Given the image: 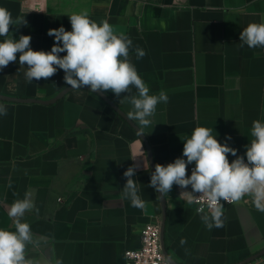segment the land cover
<instances>
[{
	"label": "crops",
	"instance_id": "obj_1",
	"mask_svg": "<svg viewBox=\"0 0 264 264\" xmlns=\"http://www.w3.org/2000/svg\"><path fill=\"white\" fill-rule=\"evenodd\" d=\"M0 7L17 22L7 38L29 35L35 51H51L48 30L71 31L73 13L107 20L115 34L132 40L131 62L150 94L163 90L169 97L141 135L138 122L127 118L128 94H104L121 113L87 87L50 104L0 100L7 107L0 115V229L15 231L8 210L31 193L34 208L22 218L35 241L28 258L125 264L126 250L141 246L145 225L162 224L164 214L173 264H236L264 249V213L250 196L224 208V227L208 230L181 195L191 186L173 185L164 196L148 186L157 163L184 158V141L198 126L245 156L253 121L264 122V48L241 47L239 35L249 23H264V0H0ZM137 46L146 52L141 59ZM26 67L17 54L0 71L1 96L47 101L71 88L63 70L29 83ZM235 158L228 154L229 162ZM136 163L143 209L123 195V173ZM248 264H264V256Z\"/></svg>",
	"mask_w": 264,
	"mask_h": 264
},
{
	"label": "clouds",
	"instance_id": "obj_2",
	"mask_svg": "<svg viewBox=\"0 0 264 264\" xmlns=\"http://www.w3.org/2000/svg\"><path fill=\"white\" fill-rule=\"evenodd\" d=\"M68 18L71 31L63 26L49 29L47 34L55 38L51 51H35L30 46L32 37L29 35L7 38L10 28L17 22L6 8L0 7V37H6L0 42V71L15 63L19 54L20 66L27 65L25 78L29 83L47 80L58 70H63L64 81L72 91L87 87L92 93L111 92L116 97L128 94L124 98L133 106V111L127 113V118L137 121V132L143 134V128L151 124L149 118L155 114L157 105L168 102L166 92L150 94L149 87L131 62L132 40L124 34H115L107 20L97 23L89 18L87 11L73 13ZM21 24L26 26L27 22ZM239 41L241 47L264 48V23H249L240 32ZM60 53L66 54L61 56ZM135 55L141 59L146 52L137 46ZM133 88L135 95L131 94ZM0 115H7L3 103H0ZM251 136L253 139L246 146L245 161V156L237 155V149L227 143L221 144L212 135V129L198 126L184 141V158H176L166 166L157 163L148 186L163 196L173 185L181 189L191 186L192 192L183 191L181 195H188L189 203L193 200L204 202L197 212L202 214L201 220L208 230L224 227L222 201L234 204L250 196L255 209L264 213V122L253 121ZM229 153L236 157L231 162ZM190 164L194 167L188 175ZM138 167V163L133 164L123 173L127 178L123 195L130 199L133 207L143 209L145 201L138 194V182L133 178ZM193 193L201 195L194 196ZM33 208L31 193H25L23 199L15 200L10 206L8 216L15 231L0 229V264H38L26 256L27 246L35 241L30 225L22 222L25 213ZM180 243L184 245L186 239H181ZM55 264L63 262L56 259Z\"/></svg>",
	"mask_w": 264,
	"mask_h": 264
},
{
	"label": "built area",
	"instance_id": "obj_3",
	"mask_svg": "<svg viewBox=\"0 0 264 264\" xmlns=\"http://www.w3.org/2000/svg\"><path fill=\"white\" fill-rule=\"evenodd\" d=\"M193 167L194 164H191L189 168L190 173ZM199 195L201 194L195 193L194 196ZM222 203H224V208L236 204H229L223 201ZM202 204H204L203 201L193 200L192 202L196 211ZM205 211H207L206 205ZM125 264H172L164 252L162 244V224L160 222H150L145 225L141 235V246L137 249L126 250Z\"/></svg>",
	"mask_w": 264,
	"mask_h": 264
},
{
	"label": "water",
	"instance_id": "obj_4",
	"mask_svg": "<svg viewBox=\"0 0 264 264\" xmlns=\"http://www.w3.org/2000/svg\"><path fill=\"white\" fill-rule=\"evenodd\" d=\"M86 88V87H84ZM71 88L66 89L62 94H60L59 96H57L56 98L52 99V100H47V101H43V100H35V99H19V98H10V97H6V96H1L0 95V100L3 101H9V102H19V103H34V102H38V103H44V104H50L53 103L55 101H57L58 99H60L61 97H63L67 92L70 91ZM101 94V93H99ZM101 96H103V98L113 107L117 108L113 102L107 98L106 96H104V94H101ZM117 110L121 113V111L117 108ZM162 244H163V248H164V252L166 254V257L168 258V260L171 262V258L167 252L166 246H165V214L163 216V221H162ZM264 256V249L262 251H260L259 253L247 258L246 260L236 263V264H248L251 262H254L256 260H258L259 258ZM173 264V262H171Z\"/></svg>",
	"mask_w": 264,
	"mask_h": 264
}]
</instances>
